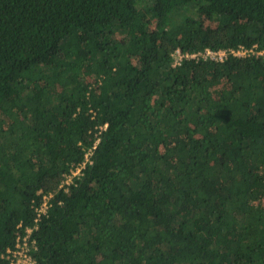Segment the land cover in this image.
I'll return each mask as SVG.
<instances>
[{"label":"trees","instance_id":"trees-1","mask_svg":"<svg viewBox=\"0 0 264 264\" xmlns=\"http://www.w3.org/2000/svg\"><path fill=\"white\" fill-rule=\"evenodd\" d=\"M254 45L264 0H0V264H264V58L172 66Z\"/></svg>","mask_w":264,"mask_h":264},{"label":"built area","instance_id":"built-area-1","mask_svg":"<svg viewBox=\"0 0 264 264\" xmlns=\"http://www.w3.org/2000/svg\"><path fill=\"white\" fill-rule=\"evenodd\" d=\"M249 57H263L264 51L258 50V46L254 45L251 48H246L244 46H239L237 48H226L219 50L206 49L204 51L198 52H183L181 49H176L172 54L173 68H180L185 62L194 61L198 62H214V63H224L229 58H249ZM92 151L86 153L85 161L78 165L76 169L71 170V172L65 176L61 186H69L74 182L75 178H79L82 175V170L86 168L91 161ZM47 209V198H44V202L41 207L37 208L38 216L35 219V223L38 224L41 220V216L46 213ZM37 229V227H35ZM33 229H26L25 235H18L16 240V249L14 251L9 250L8 254L12 255L11 264H35L33 256L31 254L34 243H30V236Z\"/></svg>","mask_w":264,"mask_h":264},{"label":"rangeland","instance_id":"rangeland-1","mask_svg":"<svg viewBox=\"0 0 264 264\" xmlns=\"http://www.w3.org/2000/svg\"><path fill=\"white\" fill-rule=\"evenodd\" d=\"M189 15L190 14H194V11H189V12H187ZM178 19V18H177ZM155 26V21H154V19H153V24H152V27H154Z\"/></svg>","mask_w":264,"mask_h":264}]
</instances>
